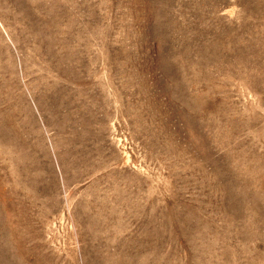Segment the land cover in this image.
Masks as SVG:
<instances>
[{"label":"rangeland","instance_id":"obj_1","mask_svg":"<svg viewBox=\"0 0 264 264\" xmlns=\"http://www.w3.org/2000/svg\"><path fill=\"white\" fill-rule=\"evenodd\" d=\"M0 264H264V0H0Z\"/></svg>","mask_w":264,"mask_h":264}]
</instances>
